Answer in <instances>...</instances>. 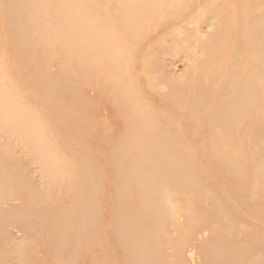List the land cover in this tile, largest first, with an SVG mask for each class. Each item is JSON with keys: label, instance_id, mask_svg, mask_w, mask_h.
Here are the masks:
<instances>
[{"label": "bare ground", "instance_id": "6f19581e", "mask_svg": "<svg viewBox=\"0 0 264 264\" xmlns=\"http://www.w3.org/2000/svg\"><path fill=\"white\" fill-rule=\"evenodd\" d=\"M0 12L11 21L23 58L37 59L46 42L40 33L62 35L61 67L71 75L60 82L69 83L68 98L78 97L82 85L89 87L86 74L100 67L111 72L110 80H98L95 88L110 92L106 96L118 106L123 130L135 128V134L114 144L119 156L132 163L115 158L116 181L101 188L112 192L108 217L118 220L110 225L115 264H184L190 248L189 256L196 258L197 249L205 264H264V0H0ZM183 13L192 16L168 20L164 34L148 40L141 56L138 46L141 50L148 39L147 29ZM200 15L217 28L207 51L193 58L181 84L170 75L157 77L168 88L166 99L160 92L154 95V110L143 109L153 97L145 95L148 59L164 50L166 40H184L176 34H184L186 24L204 22ZM141 68L144 85L136 82ZM6 87L0 81V123L30 140L49 180L66 177L57 173L65 162L55 143L39 134L47 124ZM8 149L10 144L0 145ZM90 167L92 178L97 170ZM8 179L0 175V193L18 189ZM13 196L0 194L4 200ZM3 212L0 207V219ZM255 220L261 224L253 226ZM10 242H0V264H29L24 260L30 255L20 253L18 245L11 250Z\"/></svg>", "mask_w": 264, "mask_h": 264}, {"label": "rangeland", "instance_id": "374dc122", "mask_svg": "<svg viewBox=\"0 0 264 264\" xmlns=\"http://www.w3.org/2000/svg\"><path fill=\"white\" fill-rule=\"evenodd\" d=\"M191 16L192 14L185 13L178 17L173 15L153 27L151 31L147 29L150 35L142 44L141 50L138 46L140 55L143 56L147 52V48H143V45L148 40L156 37L160 39L168 27L166 24L168 20L186 21ZM199 17L204 21L201 24H186L183 33L189 37L188 40H185L184 34L177 33L176 36H181L184 40L178 42L166 40L162 44L164 50H160L156 56L148 59L145 72L150 76H147L149 85L145 86V95L153 96L155 99L147 98V105H142L143 109L154 110L152 106L156 100L154 95L160 92L163 93L161 97L166 99L164 95L168 88L166 85L159 84L157 77L170 75L177 84H181L196 61L193 58L201 57L207 51L206 46L213 39V33L217 28L212 20L205 19L203 15ZM11 29H13L11 21L0 12V81L8 85L6 87L8 91H11L22 104L31 108L30 114L36 115L35 112H37V116L43 118V122L47 125L44 127L45 130H40L39 134L55 143V152L65 162L57 173L64 172L66 177L53 176V179L51 178L53 181L49 180L30 140L17 137L0 123V145L10 144L12 148L8 149V152L0 150V162L9 169L7 172L0 169V175L8 177V181H15L19 185L18 189H3L0 193L14 195L13 198H15L13 200L0 198V207L4 210L0 219V242L11 241L9 243L11 250L13 244L20 246V253L30 255L29 261L24 260L29 264L30 261L33 264H115L113 259L116 252V248L113 247L115 238L111 234L110 225L118 220L113 218L116 220L114 221L108 217L113 199L112 192L102 193L101 188L104 186L105 189L106 186H110L111 181L113 183L116 181L114 179L116 178L115 158L132 163L131 160H125L124 157L119 156L114 144L124 141L128 134H135V128L125 127L123 130L122 126L125 123L123 124L121 120L118 106L115 101L107 97L110 92L105 88L103 91L95 88L98 80L109 81L111 72L106 69L103 71L100 67L96 74H86L88 79L85 83L87 86L90 84L89 89H85L82 85L83 91H78V97L75 95L68 98L69 83L65 79L71 74L69 69L63 71L61 67L63 53L60 54L59 48L62 47H58V44L63 41L62 35L56 33L50 36L43 34V36L40 33L38 36L45 39V46L41 48L37 56L38 60L33 56L28 59V57L23 58L22 51H18L14 29ZM229 37H232L231 39L235 37L231 30H229ZM31 53L35 56L32 49ZM39 60L45 65H41ZM151 61L155 63L153 66ZM59 73L63 75L62 78L57 79L56 75ZM44 74L48 75L49 81L44 79ZM138 74L136 82L141 85L146 84L142 68ZM63 78H65L64 81L60 82ZM71 78L75 79L74 76ZM52 82L55 88L51 87ZM168 130L170 131V128ZM186 144L193 149L191 144ZM137 146L138 143L135 142L133 148L136 149ZM75 151L79 155H74ZM183 154L187 155L188 151H183ZM78 156L85 157L87 161L82 158L81 163ZM171 156L174 155L171 153ZM128 158L133 159L132 156ZM88 166L97 170V174L92 178L88 176ZM51 181L53 183L50 184ZM112 214L113 212L111 216ZM4 217L6 218L3 219ZM78 217L80 219H76ZM179 220L185 221L183 216H180ZM257 222L259 223L255 220L252 225L258 226ZM190 230L193 231L192 226L188 228V231ZM183 236L184 233L178 235V239ZM190 249L184 264H205L202 253L196 249V258H191Z\"/></svg>", "mask_w": 264, "mask_h": 264}]
</instances>
